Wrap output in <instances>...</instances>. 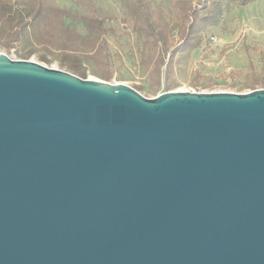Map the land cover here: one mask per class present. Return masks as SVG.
Segmentation results:
<instances>
[{
  "label": "water",
  "instance_id": "obj_1",
  "mask_svg": "<svg viewBox=\"0 0 264 264\" xmlns=\"http://www.w3.org/2000/svg\"><path fill=\"white\" fill-rule=\"evenodd\" d=\"M0 264H264V88L147 98L0 52Z\"/></svg>",
  "mask_w": 264,
  "mask_h": 264
},
{
  "label": "trees",
  "instance_id": "obj_2",
  "mask_svg": "<svg viewBox=\"0 0 264 264\" xmlns=\"http://www.w3.org/2000/svg\"><path fill=\"white\" fill-rule=\"evenodd\" d=\"M258 0H198L203 8L193 7L191 1L181 6L178 21H167L149 0H122L134 29L143 39L145 66L161 85L166 78L170 90L171 79L177 64L203 42L200 31L217 26L232 4L246 6ZM88 12L76 13L60 7L54 0H0V38L8 51L15 50L19 59L36 54L48 65L57 61L65 69L82 78L90 73L106 81L114 77L111 70L112 53L109 39L117 32L114 19L92 0H76ZM81 24L82 29L66 20ZM251 90L264 87V80L255 77L248 85ZM138 86V90L142 89Z\"/></svg>",
  "mask_w": 264,
  "mask_h": 264
},
{
  "label": "rangeland",
  "instance_id": "obj_3",
  "mask_svg": "<svg viewBox=\"0 0 264 264\" xmlns=\"http://www.w3.org/2000/svg\"><path fill=\"white\" fill-rule=\"evenodd\" d=\"M60 7L76 13H86L87 8L76 0H54ZM100 9L113 16L112 24L117 32L110 36L109 45L112 53L111 70L114 77L110 83H124L147 98L176 90L196 92H233L248 93L247 85L255 78L264 80V0H258L246 6L232 4L229 11L217 26H210L200 31L203 42L199 48L189 54L186 60L177 64L169 82L174 86L168 90L166 78L161 85H156L149 70L145 66L143 39L134 29L133 20L127 15L122 0H92ZM154 9L167 21H178L181 6L187 1L192 6L198 5V0H149ZM198 9L203 8L197 6ZM72 26L82 29L81 24L66 20ZM5 41L0 38V52L8 54L13 59H19L15 50L8 51ZM29 59L41 62L36 54ZM60 68L57 61L50 65ZM65 70V69H64ZM102 79L90 73L86 79ZM264 88V87H261ZM258 88V89H261Z\"/></svg>",
  "mask_w": 264,
  "mask_h": 264
}]
</instances>
